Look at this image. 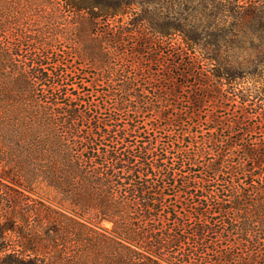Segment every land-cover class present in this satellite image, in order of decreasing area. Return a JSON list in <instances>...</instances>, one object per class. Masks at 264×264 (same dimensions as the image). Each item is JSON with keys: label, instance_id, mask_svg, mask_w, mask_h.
Instances as JSON below:
<instances>
[{"label": "trees", "instance_id": "1", "mask_svg": "<svg viewBox=\"0 0 264 264\" xmlns=\"http://www.w3.org/2000/svg\"><path fill=\"white\" fill-rule=\"evenodd\" d=\"M239 31L264 64V0H0V176L54 216L0 264H264V76L194 49Z\"/></svg>", "mask_w": 264, "mask_h": 264}, {"label": "rangeland", "instance_id": "2", "mask_svg": "<svg viewBox=\"0 0 264 264\" xmlns=\"http://www.w3.org/2000/svg\"><path fill=\"white\" fill-rule=\"evenodd\" d=\"M211 7V5L207 6L208 9ZM140 10L141 7H138V9H136L137 13H139ZM258 38L259 37H257L255 33L254 36L251 37V33L249 31H247L246 34H244L242 31H239L237 35L234 34L231 36V38H227V41L223 42L220 48L217 49L218 55H216L217 59L215 60L208 59V56L214 50H207V48L203 47L207 37L204 38L201 43H199L200 45H194V49L196 56H198L200 60H202L201 62L205 65L209 63L212 66L220 67L221 71L224 72H226L229 68L231 69V67H236L237 69H244L256 76H264V64H259V62H257L258 52L256 49L259 43ZM182 41L183 39L180 35H177L174 38V42L179 44L182 43V45H184L185 43ZM214 48H216V46ZM85 69L89 74L92 73L91 68L85 66ZM158 69L162 74L166 67L160 66ZM165 81L166 80H157L151 84V87L161 86V82ZM183 101L184 100H182V102L177 100L174 103V106L181 107L184 103ZM202 114H206L205 111H203ZM0 180V226H7L8 228H11L2 233L4 235L2 242L6 245V247L0 248L1 258L5 252H10L14 249L23 250L24 247L27 246V242L38 240L39 237L43 238L44 236L51 235L53 232L49 230L51 232L47 233L45 227H52L51 223H53L52 219L54 220V216H48L50 219H46L45 216H43V206L41 205L37 194L26 190L23 187L12 184V182H10L7 178H3L2 176H0ZM6 184L11 186H7ZM21 192H23L24 195H22ZM2 195L6 196L7 199L1 197ZM47 203L54 207L53 203ZM106 225L110 226V224ZM69 239L70 234H68V240ZM72 245V242H68L66 244L67 248L64 246V249L66 251H71L72 249L75 250Z\"/></svg>", "mask_w": 264, "mask_h": 264}]
</instances>
